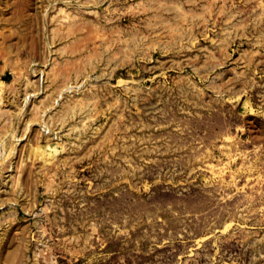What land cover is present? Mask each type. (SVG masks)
Instances as JSON below:
<instances>
[{"label": "rangeland", "instance_id": "rangeland-1", "mask_svg": "<svg viewBox=\"0 0 264 264\" xmlns=\"http://www.w3.org/2000/svg\"><path fill=\"white\" fill-rule=\"evenodd\" d=\"M0 264H264V0H0Z\"/></svg>", "mask_w": 264, "mask_h": 264}, {"label": "bare ground", "instance_id": "bare-ground-1", "mask_svg": "<svg viewBox=\"0 0 264 264\" xmlns=\"http://www.w3.org/2000/svg\"><path fill=\"white\" fill-rule=\"evenodd\" d=\"M10 153V152H9Z\"/></svg>", "mask_w": 264, "mask_h": 264}]
</instances>
